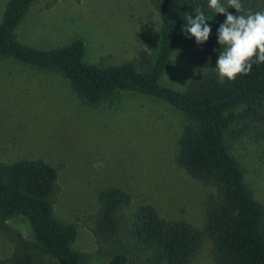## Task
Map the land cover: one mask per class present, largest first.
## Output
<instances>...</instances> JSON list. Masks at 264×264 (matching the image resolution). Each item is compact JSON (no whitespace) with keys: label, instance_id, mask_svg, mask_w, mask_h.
Instances as JSON below:
<instances>
[{"label":"trees","instance_id":"1","mask_svg":"<svg viewBox=\"0 0 264 264\" xmlns=\"http://www.w3.org/2000/svg\"><path fill=\"white\" fill-rule=\"evenodd\" d=\"M36 0H9L0 21V58L9 57L43 70H56L87 103L96 104L119 91L163 100L186 117L177 138L174 162L194 180L212 188L203 205V224L184 218H166L150 203L133 211L132 197L119 186L97 190V207L90 227L95 254L101 264H191L204 240L210 241L213 264H264V204L245 182L241 163L230 145L247 131L264 125V63L248 75L221 83L215 70L192 76L183 89L160 83L172 53L188 51L194 64L210 68L224 46L217 29L225 16L215 14L207 0H149L160 26L157 50L141 48L130 60L93 64L84 60L81 38L50 49L19 41L15 30ZM57 0H49L46 8ZM227 7V0H221ZM243 12L264 11V0H241ZM204 12L212 29L197 45L181 29L187 15ZM231 14L235 9L228 8ZM215 49V51H214ZM58 173L43 159L0 161V230L13 249L0 264H87L92 254L75 250V224L56 218L53 200ZM23 215L32 239L7 220Z\"/></svg>","mask_w":264,"mask_h":264},{"label":"rangeland","instance_id":"2","mask_svg":"<svg viewBox=\"0 0 264 264\" xmlns=\"http://www.w3.org/2000/svg\"><path fill=\"white\" fill-rule=\"evenodd\" d=\"M8 1L0 0V21ZM48 1L30 5L15 30L19 41L50 49L81 38L84 60L93 64L130 60L141 48L156 53L160 21L149 0H57L46 8ZM215 67H200L187 50L177 49L159 81L183 89L192 76ZM186 122L163 100L135 92L119 91L89 104L58 71L0 58V161L39 158L56 168L54 215L76 225L71 246L92 254L87 264L106 262L95 254L90 230L100 188L113 185L129 192V211L150 203L166 218L202 227L204 200L212 188L173 160ZM230 152L241 163L254 197L264 204V125L233 141ZM7 222L33 238L23 215ZM12 249L0 230V257ZM191 264H213L208 239Z\"/></svg>","mask_w":264,"mask_h":264},{"label":"clouds","instance_id":"3","mask_svg":"<svg viewBox=\"0 0 264 264\" xmlns=\"http://www.w3.org/2000/svg\"><path fill=\"white\" fill-rule=\"evenodd\" d=\"M207 6L215 14L225 16L216 33L217 43L224 46L216 60L219 81H234L239 75H248L254 64L264 63V11L238 14L244 10L241 0H227V7L221 0H207ZM228 8L235 9L237 14L229 13ZM186 15L187 23L181 29L182 33L193 37L197 45L205 43L212 29L206 23L208 19L204 12L197 10L194 16Z\"/></svg>","mask_w":264,"mask_h":264}]
</instances>
